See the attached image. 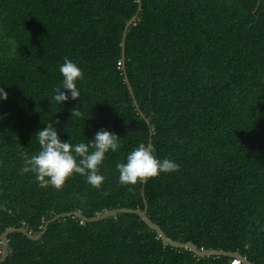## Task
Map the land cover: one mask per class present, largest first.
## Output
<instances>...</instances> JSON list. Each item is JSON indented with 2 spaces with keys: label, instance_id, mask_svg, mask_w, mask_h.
<instances>
[{
  "label": "trees",
  "instance_id": "obj_1",
  "mask_svg": "<svg viewBox=\"0 0 264 264\" xmlns=\"http://www.w3.org/2000/svg\"><path fill=\"white\" fill-rule=\"evenodd\" d=\"M0 0V235H32L52 217L86 218L140 209L173 241L238 253L264 264V0ZM79 65L78 101L51 98L60 65ZM81 113L73 115L72 110ZM58 121V123H57ZM53 123L78 144L105 129L120 149L101 165L94 188L80 175L61 190L40 188L25 160L35 133ZM65 130V131H64ZM139 144L178 172L119 183L117 163ZM143 192V197L141 195ZM1 264H230L162 243L135 215L82 223L64 218L38 241L7 236ZM1 252V247H0Z\"/></svg>",
  "mask_w": 264,
  "mask_h": 264
},
{
  "label": "clouds",
  "instance_id": "obj_2",
  "mask_svg": "<svg viewBox=\"0 0 264 264\" xmlns=\"http://www.w3.org/2000/svg\"><path fill=\"white\" fill-rule=\"evenodd\" d=\"M59 71L62 80L54 89L50 101L51 103L55 101L62 107L70 100H80L81 91L77 84L84 77L79 65L68 58L60 65ZM7 99L8 93L0 87V102ZM75 109L72 110L71 117L81 115ZM34 137L40 150L25 160L21 173L33 174L40 188L51 186L56 190H61L66 181L74 175L84 177L89 185L99 188L105 180L100 168L106 155L117 152L121 147V138L105 129L97 131L93 139H85L87 143L72 144L69 142L71 137L67 141H62L57 127L50 122L38 130ZM116 169L120 184L136 185L148 179L159 178L161 174L178 172L180 166L170 158H158L144 144H139L128 153L125 162L117 163Z\"/></svg>",
  "mask_w": 264,
  "mask_h": 264
},
{
  "label": "water",
  "instance_id": "obj_3",
  "mask_svg": "<svg viewBox=\"0 0 264 264\" xmlns=\"http://www.w3.org/2000/svg\"><path fill=\"white\" fill-rule=\"evenodd\" d=\"M137 12L136 14L130 18L129 21H127V23L124 26L123 32H122V36H121V69L124 75V83L127 86V90L129 92V95L132 99V103L135 107V109L138 111L140 117L142 119H144L146 122H148L147 119L144 118L143 114L140 112L137 102L134 98L133 95V91L132 88L129 84V81L125 75V68H124V41H125V37L126 34L130 28L131 25H133V23L136 21L137 19V14L140 11V0H137ZM146 181V180H145ZM142 182L143 184L145 183ZM141 195L143 197V192H141ZM143 209H126V208H118V209H112V210H108L103 212L102 214H98L95 215L93 217L90 218H86L85 216H83L79 211L74 210L68 213H62V214H58L54 217H52L51 219L47 220L44 224L43 227L41 228V230L35 234L32 235L31 233H28L26 231L25 228L20 227V228H7L1 235H0V247H1V252H0V264L3 263L5 261V259L8 257L9 255V248H8V241H7V236L9 234H13V233H18L21 234L22 236L26 237L28 240L30 241H38L42 238V236L46 233L47 228L50 224L58 221L59 219H64V218H76L78 219L80 222L82 223H93V222H99V221H103L106 220L110 217H114L117 216L119 214H129V215H135L137 216L141 222H143L149 230L155 232L156 236L158 237V239H160L162 241L163 244L174 248V249H181V250H189L190 252H192V254L198 258H206V257H227V258H237L241 261L242 264H252L250 263L246 258L242 257L240 254L238 253H231V252H225V251H221V250H199L194 244L190 243V242H186V243H181L178 241H173L171 240L169 237H167L162 230L160 229V227L156 224H154L147 216V204L145 202V200H143Z\"/></svg>",
  "mask_w": 264,
  "mask_h": 264
},
{
  "label": "built area",
  "instance_id": "obj_4",
  "mask_svg": "<svg viewBox=\"0 0 264 264\" xmlns=\"http://www.w3.org/2000/svg\"><path fill=\"white\" fill-rule=\"evenodd\" d=\"M230 264H242V263H241V261L239 259L233 258V259H231Z\"/></svg>",
  "mask_w": 264,
  "mask_h": 264
}]
</instances>
